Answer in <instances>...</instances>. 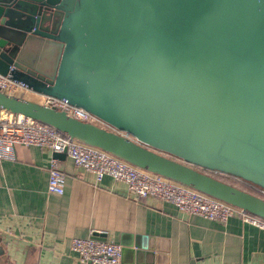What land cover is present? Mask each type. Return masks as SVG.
I'll return each mask as SVG.
<instances>
[{"label":"water","instance_id":"obj_1","mask_svg":"<svg viewBox=\"0 0 264 264\" xmlns=\"http://www.w3.org/2000/svg\"><path fill=\"white\" fill-rule=\"evenodd\" d=\"M0 74L134 139L1 90L0 109L264 219L218 178L264 189V0H0Z\"/></svg>","mask_w":264,"mask_h":264},{"label":"crops","instance_id":"obj_2","mask_svg":"<svg viewBox=\"0 0 264 264\" xmlns=\"http://www.w3.org/2000/svg\"><path fill=\"white\" fill-rule=\"evenodd\" d=\"M49 150L17 146L0 159V263L82 264L74 238L104 235L122 247V264H264V230L232 217L226 223L185 214L172 203L136 199L125 184L60 157L62 195L50 193Z\"/></svg>","mask_w":264,"mask_h":264},{"label":"built area","instance_id":"obj_3","mask_svg":"<svg viewBox=\"0 0 264 264\" xmlns=\"http://www.w3.org/2000/svg\"><path fill=\"white\" fill-rule=\"evenodd\" d=\"M0 90L65 111L81 121L120 132L92 112L73 105L67 99L37 93L26 84L12 79L10 74H0ZM120 133L132 138L125 132ZM19 145L37 146L53 154L66 152L77 166L95 174L98 181L110 176L115 181L125 184L129 193L136 199L154 198L169 202L182 213L199 215L220 223H226L230 218L237 216L245 223L264 230V219L242 208L159 174L143 170L109 152L73 139L50 125L0 109V159L15 160L16 147ZM60 163L56 157L51 159L48 183L49 192L58 195L65 191V173ZM71 249L78 255L82 264H122V245L109 239L96 238L95 235L74 238L71 241Z\"/></svg>","mask_w":264,"mask_h":264},{"label":"trees","instance_id":"obj_4","mask_svg":"<svg viewBox=\"0 0 264 264\" xmlns=\"http://www.w3.org/2000/svg\"><path fill=\"white\" fill-rule=\"evenodd\" d=\"M218 178H220L221 180H223V181H225V182H230L231 184H233V185H238V187H240L241 189H243V190H246V191H249V192H251V193H253V194H256V195H258V196H261V197H264V195L263 194H261V193H259V191L257 190V189H254V188H252V187H250V186H248V185H246V184H244L243 183V185H240V184H238V183H236V182H234V181H229L228 179H226L225 177H221V176H218ZM258 191V192H257Z\"/></svg>","mask_w":264,"mask_h":264},{"label":"rangeland","instance_id":"obj_5","mask_svg":"<svg viewBox=\"0 0 264 264\" xmlns=\"http://www.w3.org/2000/svg\"><path fill=\"white\" fill-rule=\"evenodd\" d=\"M219 175L218 176H221V177H225L226 179H228L229 181H234V182H236V183H238V184H240V185H243V183H244V181L242 180V179H238V178H234V177H229V176H227V175H223V174H221V173H218ZM174 182H176V181H174ZM228 183H230V182H228ZM231 184V183H230ZM245 184V183H244ZM233 185V184H232ZM236 186V185H235ZM244 186V185H243ZM237 187H238V185H237ZM240 188V187H239ZM258 191H259V193H261V194H263L264 195V189L263 190H259V189H257ZM257 191V192H258Z\"/></svg>","mask_w":264,"mask_h":264},{"label":"flooded vegetation","instance_id":"obj_6","mask_svg":"<svg viewBox=\"0 0 264 264\" xmlns=\"http://www.w3.org/2000/svg\"><path fill=\"white\" fill-rule=\"evenodd\" d=\"M244 183H245L246 185H248V186L254 188V189H259V190H261L259 187H257V186L254 185V184H251V183H248V182H244Z\"/></svg>","mask_w":264,"mask_h":264}]
</instances>
